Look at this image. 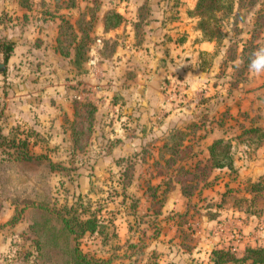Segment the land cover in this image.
I'll list each match as a JSON object with an SVG mask.
<instances>
[{
	"label": "rangeland",
	"instance_id": "374dc122",
	"mask_svg": "<svg viewBox=\"0 0 264 264\" xmlns=\"http://www.w3.org/2000/svg\"><path fill=\"white\" fill-rule=\"evenodd\" d=\"M22 2L30 7L0 10V230L9 228L11 240L2 264H41L31 217L9 225L12 203L17 213L37 203L96 219L97 232L82 234L81 249L112 264H214L205 217L224 203L209 194L223 170L206 180L209 149L232 141L234 163L245 166L257 153L239 137L264 125V73L249 70L253 53L264 48V0H235L234 14H218L214 42L199 28L198 0ZM96 7L128 8L140 26L105 33ZM62 16L82 20L91 36L80 65L74 51L70 58L54 52ZM21 19L45 24L16 28ZM6 97L32 104L17 108L22 118L32 117L30 128L13 129L23 139L34 135L32 153L47 155L53 170L44 161L19 164L3 145L11 116ZM88 106L96 109L91 117ZM181 183L188 192L197 187L194 195L185 197ZM257 206L264 211V203Z\"/></svg>",
	"mask_w": 264,
	"mask_h": 264
},
{
	"label": "trees",
	"instance_id": "16d2710c",
	"mask_svg": "<svg viewBox=\"0 0 264 264\" xmlns=\"http://www.w3.org/2000/svg\"><path fill=\"white\" fill-rule=\"evenodd\" d=\"M21 4L22 6L24 4L30 7L28 3L22 2ZM235 4V0H198L195 13L196 16L200 18L199 28L206 38V41L214 42L217 40L219 31L216 30L218 25L213 27V22H219L218 14H234ZM93 12H101V7H96ZM60 19L63 24L59 31L55 52L63 57L70 58L72 56V51H74V63L80 65L89 58L88 46L91 42V36L84 28V22L82 20L74 24L66 17L62 16ZM125 23L126 18L115 9L106 12L103 18L105 33L116 31L124 26ZM138 26H140V24H138ZM90 28L91 25L89 24V29ZM12 48L10 46V48L6 50V61L10 59V50H12ZM89 107L90 106L85 107V113L91 117L96 109L93 107L91 111H87ZM84 117V115L80 116L81 119ZM78 127V125L75 127V139L77 144L79 141L78 136L80 135V133H78ZM16 129L17 128L12 129L7 136L1 135L5 141L3 145L17 154L14 161L25 166L26 164L34 165L44 161L49 163L50 169L53 170L56 164L53 163L47 155H35L32 153V146L36 145L32 140L34 135L31 133L27 134L23 139L22 134ZM245 129L246 130L243 131L242 135L239 137V140L245 145L252 146L255 151H258L264 146V127L254 126ZM233 146L234 144L232 141H225L223 139L212 144L209 149L211 166L206 180H209L217 170L227 169L236 173L231 152ZM179 152L178 147L175 153L178 154ZM2 162L3 161L0 160V172L4 166ZM185 188L183 185L182 193L185 197L193 196L197 190V187H194L192 191L188 192ZM250 190L257 193V200L264 201V185L261 182L251 184ZM4 204L5 203L0 198V214L1 210L4 209ZM12 205L15 209V213L9 222L10 226L18 225L25 217H31L32 228L37 236V246L41 255V264H112L111 260L91 257L81 249L79 240L82 234L97 232L98 224L96 219L89 218L83 220L81 217H69L58 207L43 204L39 205L37 203H26L21 211L17 213L18 205L14 203H12ZM212 256L214 264H264V248L262 247L248 248L242 256L238 255V253L231 248H216L212 251Z\"/></svg>",
	"mask_w": 264,
	"mask_h": 264
},
{
	"label": "crops",
	"instance_id": "0c3cea01",
	"mask_svg": "<svg viewBox=\"0 0 264 264\" xmlns=\"http://www.w3.org/2000/svg\"><path fill=\"white\" fill-rule=\"evenodd\" d=\"M102 9L103 8H101V12L103 11ZM114 9L126 18L125 26H127V28L130 27L135 29L138 27L139 20L138 18L133 19V17H131L133 12L130 11V9ZM0 10L5 11L6 13H19L23 11V6L21 0H0ZM106 12L107 11H103V16ZM9 24L10 23L6 21L5 25H7V27H9ZM13 24H16V28H32L44 26L45 23L40 19L35 21L32 20L30 22L21 19L19 22L16 20ZM123 27L124 26L121 28ZM23 34L22 31L20 35L23 36ZM27 34L31 36V33ZM37 36V38H39V35ZM9 38L12 39V35H10ZM13 40L17 41L18 38ZM15 91L16 90L12 92ZM6 99L8 104L5 111L11 116L5 124L4 128L7 133L4 134L8 135L14 127L18 126L30 128L32 117L25 118V116H23L24 118H22V116H20L21 112L18 111L17 108L19 107L22 110H27V108L32 107V104L23 105L22 103H19L17 105L14 102L11 103V100L8 97H6ZM256 155L246 163V166L243 164H235L236 173L234 175H232V172L227 169L223 170V173L221 174L222 178L217 179L215 177L214 184L209 189V194H212V198L217 196L218 199L220 198L222 202H224L222 203L223 205L221 206L219 214H212L205 217V221L209 224V230L212 231L215 239L216 246L212 245L214 249L231 248L233 251H236L238 255L242 256L248 248H264V226L261 225L262 218H264V211L260 208L261 206H257L258 204L264 203V201L257 200V193L253 192V190H250L248 187L257 182H262L264 185V146L257 151ZM245 174H247V177H244ZM236 186H239V189H234ZM4 216L5 221H8L11 214L9 215L6 213ZM252 225L254 226L252 227ZM9 231V228L2 231L0 230V254H2L0 258L1 264L4 252H7V250L11 248V240L7 237ZM6 239L8 243H6Z\"/></svg>",
	"mask_w": 264,
	"mask_h": 264
},
{
	"label": "clouds",
	"instance_id": "9594fccd",
	"mask_svg": "<svg viewBox=\"0 0 264 264\" xmlns=\"http://www.w3.org/2000/svg\"><path fill=\"white\" fill-rule=\"evenodd\" d=\"M249 70L256 74L264 73V48H260L253 53V58L249 64Z\"/></svg>",
	"mask_w": 264,
	"mask_h": 264
}]
</instances>
